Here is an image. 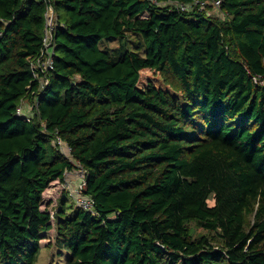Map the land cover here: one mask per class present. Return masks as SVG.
Instances as JSON below:
<instances>
[{"label": "trees", "instance_id": "1", "mask_svg": "<svg viewBox=\"0 0 264 264\" xmlns=\"http://www.w3.org/2000/svg\"><path fill=\"white\" fill-rule=\"evenodd\" d=\"M172 1L194 0H0V264H36L53 228L66 264H264V0ZM57 135L96 213L70 202Z\"/></svg>", "mask_w": 264, "mask_h": 264}, {"label": "built area", "instance_id": "2", "mask_svg": "<svg viewBox=\"0 0 264 264\" xmlns=\"http://www.w3.org/2000/svg\"><path fill=\"white\" fill-rule=\"evenodd\" d=\"M172 3L176 4L178 8L188 9L194 4L205 7L208 3H210V1L194 0L192 3L188 4L172 1ZM213 4L219 7L221 0H214ZM58 25L59 21L57 12L53 4L50 3L48 4L46 11V24L41 51L39 54L29 59L30 69L33 71L34 78L37 80L40 89H43L47 84H49L50 72L54 68L55 36ZM2 35V31H0V37ZM38 106L39 100L37 97L34 99V101L23 98L17 113L26 117L27 120H31L32 116L39 111ZM54 142L56 147L76 164L74 169H67L64 172V182L70 192L71 197L74 199V204L77 207H82L87 211L96 213L94 198L84 192L87 183L86 169L74 159L72 148L66 140H64L60 135H57ZM54 213L55 210H51L52 219H54Z\"/></svg>", "mask_w": 264, "mask_h": 264}, {"label": "rangeland", "instance_id": "3", "mask_svg": "<svg viewBox=\"0 0 264 264\" xmlns=\"http://www.w3.org/2000/svg\"><path fill=\"white\" fill-rule=\"evenodd\" d=\"M211 13L221 16L222 14L218 10H210ZM222 17V16H221ZM131 42V41H130ZM100 45L103 48H115L119 46L118 40H107L104 39L101 41ZM47 198L45 204L49 206L48 208L51 210H55L57 208V200L61 196V192H59V185L51 186L47 191ZM73 197L70 198V202H73ZM209 205H214L215 200L213 195L209 197L208 200ZM45 205V206H46ZM190 226L194 230L195 236L207 235L208 237L213 238V242L217 244L219 242V236L215 232H210L203 227H200L196 224V222H191ZM42 250L41 255L36 264H66V256L64 254H60V250L56 244V231L55 228L49 230L45 233V238L41 240Z\"/></svg>", "mask_w": 264, "mask_h": 264}, {"label": "crops", "instance_id": "4", "mask_svg": "<svg viewBox=\"0 0 264 264\" xmlns=\"http://www.w3.org/2000/svg\"><path fill=\"white\" fill-rule=\"evenodd\" d=\"M75 181H77L76 179H74Z\"/></svg>", "mask_w": 264, "mask_h": 264}]
</instances>
